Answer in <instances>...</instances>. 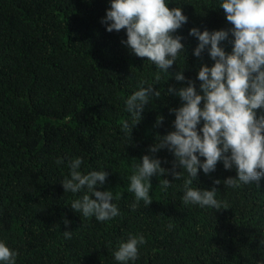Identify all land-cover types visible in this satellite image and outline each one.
Here are the masks:
<instances>
[{
    "label": "trees",
    "instance_id": "obj_1",
    "mask_svg": "<svg viewBox=\"0 0 264 264\" xmlns=\"http://www.w3.org/2000/svg\"><path fill=\"white\" fill-rule=\"evenodd\" d=\"M178 2L168 6L181 7L188 17L176 30L183 37V73L199 91L196 72L213 61L207 50L193 55L197 39L188 29L230 24L216 0ZM107 7L108 0H0V239L17 250L16 264H118L112 250L129 233L145 239L129 264H255L264 237V177L230 187L222 181L236 175L234 168L218 161L209 174L200 171L191 186L218 189L221 208L213 209L182 201L183 178L153 175V200L130 207L132 164L157 134L172 129L174 113L168 109L181 101L165 93L169 84L180 87L187 80L165 81L166 73L121 44L123 28L106 31L101 17ZM221 45L231 51L229 40ZM178 63L183 66L182 59ZM177 70L176 62L168 69ZM157 74L153 87L161 97L145 104L126 134L124 98L141 79L153 82ZM157 115L164 117L159 125ZM76 155L82 170L105 167L109 173L100 189L113 191L117 217L97 221L68 205L77 194L64 193L60 180L68 172L67 159ZM153 155L171 167L166 149ZM165 177L173 182L162 191L159 181ZM215 179L221 183L214 185ZM65 230L72 231L70 238Z\"/></svg>",
    "mask_w": 264,
    "mask_h": 264
},
{
    "label": "clouds",
    "instance_id": "obj_2",
    "mask_svg": "<svg viewBox=\"0 0 264 264\" xmlns=\"http://www.w3.org/2000/svg\"><path fill=\"white\" fill-rule=\"evenodd\" d=\"M171 0H108L101 23L106 31H125L121 44L139 57H146L149 65H155L160 73H166L176 81L187 80L186 85H168L165 94L178 96L180 104L169 107L174 113L172 129L157 134L148 152L132 164L127 176V190L134 194L130 207L135 209L140 201L147 206L153 199L150 195L151 177L170 173L174 180L183 178L185 204L220 209L216 187L200 188L193 185L198 173L209 174L217 162L224 169H235L236 175L227 176L222 183L237 187L241 184L259 182L264 177V0H216V6L224 10L228 28L209 31L197 26L188 29V34L197 39L193 55L201 56L204 50L213 63L201 64L196 72L197 85L185 77L183 37L176 30L187 22L188 17L181 7H169ZM179 4L177 0V5ZM229 40L231 51L226 52L221 41ZM178 59L183 60L180 66ZM176 62L179 69H168ZM155 81L141 79L135 90L123 100L124 110L129 114L122 128L128 130L140 119L145 104L162 95ZM257 109H261L257 112ZM157 115L155 123L163 121ZM166 149L173 156L171 167L162 166V159L153 155ZM64 161L57 158V163ZM83 159L76 155L67 159L68 172L60 183L64 193L77 194L70 207L83 217L97 221L111 220L120 214L114 193L110 188L100 189L108 176L103 168L82 170ZM180 170L177 171L176 169ZM168 178L159 181L161 190L173 182ZM215 179L213 184H220ZM64 223L69 221L64 219ZM70 238L71 230L63 231ZM145 243L142 234L129 233L119 239L112 250L118 264H129L139 255V246ZM261 257L255 264H264V237L260 239ZM17 250L0 239V264H16Z\"/></svg>",
    "mask_w": 264,
    "mask_h": 264
}]
</instances>
